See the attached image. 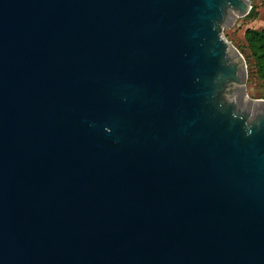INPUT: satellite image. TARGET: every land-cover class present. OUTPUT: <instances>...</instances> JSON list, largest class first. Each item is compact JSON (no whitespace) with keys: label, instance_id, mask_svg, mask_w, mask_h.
Listing matches in <instances>:
<instances>
[{"label":"water","instance_id":"95a60500","mask_svg":"<svg viewBox=\"0 0 264 264\" xmlns=\"http://www.w3.org/2000/svg\"><path fill=\"white\" fill-rule=\"evenodd\" d=\"M251 8L0 0V264H264Z\"/></svg>","mask_w":264,"mask_h":264},{"label":"rangeland","instance_id":"374dc122","mask_svg":"<svg viewBox=\"0 0 264 264\" xmlns=\"http://www.w3.org/2000/svg\"><path fill=\"white\" fill-rule=\"evenodd\" d=\"M251 7V11L255 9L257 15L250 17L249 13L237 18L230 28L224 26L223 36L228 42L232 41V45L242 53L246 60L248 94L255 99H264V80L258 75L256 61L246 41V33L249 29H264V0H251Z\"/></svg>","mask_w":264,"mask_h":264},{"label":"trees","instance_id":"16d2710c","mask_svg":"<svg viewBox=\"0 0 264 264\" xmlns=\"http://www.w3.org/2000/svg\"><path fill=\"white\" fill-rule=\"evenodd\" d=\"M256 15L255 9L249 14L250 17ZM246 41L256 61L258 75L264 80V29H249L246 33Z\"/></svg>","mask_w":264,"mask_h":264}]
</instances>
